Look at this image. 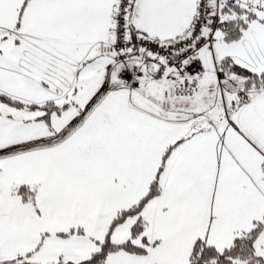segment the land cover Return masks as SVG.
<instances>
[{
	"label": "snow or ice",
	"instance_id": "1",
	"mask_svg": "<svg viewBox=\"0 0 264 264\" xmlns=\"http://www.w3.org/2000/svg\"><path fill=\"white\" fill-rule=\"evenodd\" d=\"M0 264H264V0H0Z\"/></svg>",
	"mask_w": 264,
	"mask_h": 264
}]
</instances>
